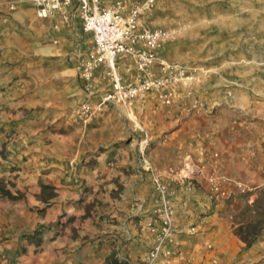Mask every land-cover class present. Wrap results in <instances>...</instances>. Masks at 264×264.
<instances>
[{
  "label": "crops",
  "instance_id": "crops-1",
  "mask_svg": "<svg viewBox=\"0 0 264 264\" xmlns=\"http://www.w3.org/2000/svg\"><path fill=\"white\" fill-rule=\"evenodd\" d=\"M200 1V13L184 15L190 28L158 50L195 79L164 89L175 93L168 106L154 95L136 101L130 120L103 103L110 85L100 69L96 89H82L92 41L74 8L38 18L32 0L12 12L0 0V264H103L110 254L150 261L156 237L147 223L158 226L161 203L142 169L137 125L149 135L152 169L171 180L174 206L173 253L161 250L150 264H264V230L250 247L233 233L240 188L252 201L264 186V0ZM163 5L143 26L175 25ZM117 67L124 83L136 82L131 59ZM195 98L203 110L184 115ZM82 103L91 106L85 115ZM210 177L224 180L228 198L210 197Z\"/></svg>",
  "mask_w": 264,
  "mask_h": 264
},
{
  "label": "built area",
  "instance_id": "built-area-1",
  "mask_svg": "<svg viewBox=\"0 0 264 264\" xmlns=\"http://www.w3.org/2000/svg\"><path fill=\"white\" fill-rule=\"evenodd\" d=\"M160 0H143L126 8L122 3L103 7L101 0H32L38 18H46L62 8H74L81 21L82 32L89 34L92 49L83 59L78 78L82 89L92 93L96 89L95 72L101 70V79L110 85L109 92L103 98V103L121 107L131 120L130 110L138 100H143L148 95L154 97L163 105H170L175 98L172 91L163 92L182 80H194L195 76L190 70L180 64H172L158 57V50L164 41L168 40L169 32L159 28L150 29L142 24V19L150 15L157 7ZM127 57L136 67L137 76L134 84L124 83L117 67V61ZM157 66L158 75L153 74ZM202 102L195 98L184 109V115L203 110ZM210 109L209 111H211ZM82 114L91 111L87 103L80 105ZM137 130L142 134L143 140L138 145L142 169L150 174L151 184L161 203L156 212L158 226L153 221L147 226L155 233V245L150 251V264L159 252L167 256L173 253L172 243L174 236L173 215L174 206L171 200L170 179H165L156 174L147 157L146 149L149 144V135L139 125ZM214 154V157H217ZM189 170V168H183ZM182 169L178 172L181 174ZM264 177V165L261 167ZM193 173L188 171L184 178ZM175 175L174 170L169 171ZM222 179L210 177L208 179L210 197L214 201L228 198L229 192L222 187ZM245 193L243 188L239 191ZM131 264V263H130ZM162 264H169L164 260Z\"/></svg>",
  "mask_w": 264,
  "mask_h": 264
},
{
  "label": "rangeland",
  "instance_id": "rangeland-1",
  "mask_svg": "<svg viewBox=\"0 0 264 264\" xmlns=\"http://www.w3.org/2000/svg\"><path fill=\"white\" fill-rule=\"evenodd\" d=\"M24 1H26V0H8V2H4V5L7 7V10L9 12H12V11H14L17 3H22ZM190 1H192V2H190ZM162 4H164L163 6L166 8V11L168 13H172L171 17L176 20L175 25L173 27L160 28L166 32H169V38L168 39H173L175 37V35H178L180 32H183L185 29L190 28V22L188 20L184 19L185 18L184 15L186 13V10H190L193 7L194 12L200 13V9H201V1L200 0H160L158 2L156 9L151 14H154L159 9V7H161ZM0 189L5 191L3 182H1V181H0ZM261 191H264V186L261 187L260 189L256 190V193H255L256 197H259V199H260L259 211H262V209H264V193ZM45 193H47V194L52 193L53 194L52 191H46ZM248 194L249 193L242 194L243 205L239 211H241L244 208L246 201L249 200ZM256 197H254V199ZM249 202H251V201H249ZM248 216H250L252 219L258 218L257 212L251 211L250 213H247L245 216V219ZM237 220L242 221V220H244V218L239 217Z\"/></svg>",
  "mask_w": 264,
  "mask_h": 264
},
{
  "label": "trees",
  "instance_id": "trees-1",
  "mask_svg": "<svg viewBox=\"0 0 264 264\" xmlns=\"http://www.w3.org/2000/svg\"><path fill=\"white\" fill-rule=\"evenodd\" d=\"M43 189L46 191H52V188L50 187H43ZM45 192L43 195L48 198L54 196V194L52 193L47 194ZM261 192L264 193V191ZM0 194L7 195V193L2 189H0ZM259 203H260L259 197H256L251 202L247 200L244 208L241 211L234 214L233 216V233L245 244L246 247H250L254 242V240L264 230V209H262V211H259L260 209ZM251 211L257 212L258 215L257 219H252L250 216H248L245 219L246 214L250 213ZM239 217L244 218V220L242 221L237 220ZM36 235L37 232L34 234V236ZM103 264H130V263L126 259L117 257L115 254H110L105 258Z\"/></svg>",
  "mask_w": 264,
  "mask_h": 264
}]
</instances>
